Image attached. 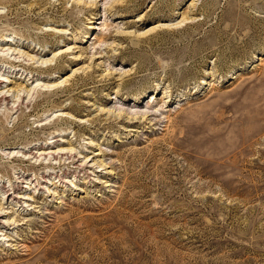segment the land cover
<instances>
[{
    "label": "rangeland",
    "instance_id": "rangeland-1",
    "mask_svg": "<svg viewBox=\"0 0 264 264\" xmlns=\"http://www.w3.org/2000/svg\"><path fill=\"white\" fill-rule=\"evenodd\" d=\"M0 264H264V0H0Z\"/></svg>",
    "mask_w": 264,
    "mask_h": 264
},
{
    "label": "bare ground",
    "instance_id": "bare-ground-1",
    "mask_svg": "<svg viewBox=\"0 0 264 264\" xmlns=\"http://www.w3.org/2000/svg\"><path fill=\"white\" fill-rule=\"evenodd\" d=\"M6 42H9L10 40H5ZM11 42V41H10ZM42 52V51H41ZM39 55V54H38ZM31 60H33V57H32V59ZM48 69H50V68H48Z\"/></svg>",
    "mask_w": 264,
    "mask_h": 264
}]
</instances>
